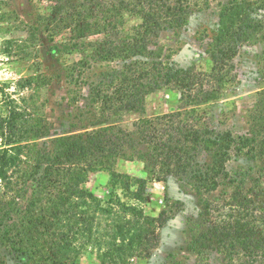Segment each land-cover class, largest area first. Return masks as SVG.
Masks as SVG:
<instances>
[{
  "label": "trees",
  "instance_id": "trees-1",
  "mask_svg": "<svg viewBox=\"0 0 264 264\" xmlns=\"http://www.w3.org/2000/svg\"><path fill=\"white\" fill-rule=\"evenodd\" d=\"M78 1V6H68L66 0H48L44 29L81 56L66 69L71 82L91 62L123 63L106 89H96L94 104H100L101 115L137 112L148 96L162 91L177 107L172 113L141 118L133 136L108 124L53 137L52 124L35 97L49 76L42 71L19 76L17 91L30 93L10 100L5 114H0V183L9 192L24 186L30 196L18 220L10 202L0 205V247L12 250L24 264H79L88 250L97 264H130L135 258L148 257L158 245V230L171 216L166 209L157 216L148 215L138 205L123 202L117 191L126 200L143 204L150 195L148 183L177 176L186 179L197 195H206L229 179L226 163L232 154L250 159L264 156V87L249 111L252 125L244 135L217 131L208 114L196 110L219 101L233 86L238 48L264 39V16L258 14L264 11V0H231L221 7L203 71L174 68L160 56L152 60L148 47L160 32L186 25L189 0ZM15 18L14 11L0 16V30H6L4 23ZM130 19L138 22L126 28ZM132 137L143 151L126 152L124 144ZM42 138L48 143L38 148ZM201 153L206 155L204 163L198 160ZM134 154L143 164L144 178L115 169L120 160L133 161ZM92 173L107 174L106 196L86 187ZM260 173L255 187L264 196L260 181L264 168ZM232 200L237 203L231 206L235 215L230 214L222 225L212 224L201 238L264 256V237L257 230L261 215L249 209L247 196L237 192ZM203 206L207 212L211 209L206 200Z\"/></svg>",
  "mask_w": 264,
  "mask_h": 264
},
{
  "label": "rangeland",
  "instance_id": "rangeland-1",
  "mask_svg": "<svg viewBox=\"0 0 264 264\" xmlns=\"http://www.w3.org/2000/svg\"><path fill=\"white\" fill-rule=\"evenodd\" d=\"M66 1L68 6H78V0ZM229 1L189 0L186 25L179 30L160 32L151 38L148 46L153 53L151 59L156 60L160 56L162 61L177 69L192 67L195 71L205 70L210 37L218 27L221 7ZM11 11H14L17 19L7 20L4 23L7 29L0 30V114H5L10 100L17 101L20 96L30 93L17 91L15 82L19 76L40 71L49 76V82L36 93V104L52 124L53 137L84 133L107 127L108 124L126 133L131 132L133 136L135 123L141 118H154L175 111L176 101L162 91L148 96L143 109L137 112L123 111L119 115L108 114L106 117L101 115L100 104H94L96 89H106L111 76L121 70L123 63L91 62L83 75L79 78L75 73L71 82L66 69L79 61L81 56L69 51L61 37L51 38L47 35L42 18L49 15L48 0H0V16L9 15ZM258 14L264 16V11ZM137 22L130 19L125 27L129 28ZM233 65V86L227 88L219 101L201 105L196 110L208 114L217 131H230L236 136L246 134L251 128L249 111L258 92L264 87V39L241 45ZM47 140L42 138L37 141V147L46 145ZM133 140L132 137V141L124 144L128 154L143 151L138 139ZM198 160L204 163L205 153H201ZM263 168L264 156L250 159L232 154L226 163L229 179L210 194L197 195L186 179L177 176L169 177L165 182L148 183L150 195L143 204L126 200L117 191L123 202L138 205L148 215L157 216L166 209L171 216L158 230L159 242L152 253L148 257L135 258L130 264H264V256L249 255L240 247L226 249L214 239H202L212 224L222 225L230 219V214L235 215L231 212L234 208L231 206L237 205L232 200L237 192L247 196L249 209L261 215L257 230L259 236L264 237V196L255 187V180ZM115 169L122 174L144 178L143 164L135 154L133 161H118ZM107 177L106 173L89 174L86 187L99 196H106ZM260 181L264 184L263 177ZM2 186L3 183H0V205L10 202V207L17 210L13 217L18 220L30 192H25L21 185L14 186L10 192ZM204 200L210 203L208 212L204 209ZM0 264L24 263L12 250L0 247ZM79 264H97L93 252H85Z\"/></svg>",
  "mask_w": 264,
  "mask_h": 264
}]
</instances>
